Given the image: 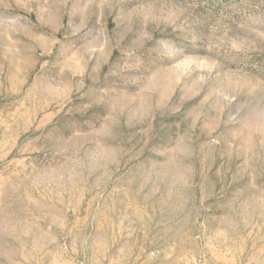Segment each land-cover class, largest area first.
I'll list each match as a JSON object with an SVG mask.
<instances>
[{
    "label": "rangeland",
    "instance_id": "374dc122",
    "mask_svg": "<svg viewBox=\"0 0 264 264\" xmlns=\"http://www.w3.org/2000/svg\"><path fill=\"white\" fill-rule=\"evenodd\" d=\"M0 264H264V0H0Z\"/></svg>",
    "mask_w": 264,
    "mask_h": 264
}]
</instances>
